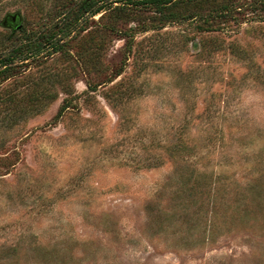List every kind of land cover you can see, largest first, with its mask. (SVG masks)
Segmentation results:
<instances>
[{"label": "rangeland", "instance_id": "1", "mask_svg": "<svg viewBox=\"0 0 264 264\" xmlns=\"http://www.w3.org/2000/svg\"><path fill=\"white\" fill-rule=\"evenodd\" d=\"M84 1L0 0V264H264V0Z\"/></svg>", "mask_w": 264, "mask_h": 264}, {"label": "trees", "instance_id": "2", "mask_svg": "<svg viewBox=\"0 0 264 264\" xmlns=\"http://www.w3.org/2000/svg\"><path fill=\"white\" fill-rule=\"evenodd\" d=\"M147 1H150L151 3H155V5L158 6V5H164V4H166L169 0H147ZM82 7L85 10L89 11V14H91V15L97 14V13H99L103 9V5H99L97 7H94L93 3L91 1H88V0H86V1L83 2ZM86 7H89V8L87 9ZM229 11L230 10H223L221 12V15L227 14ZM8 21H7V23H8ZM17 24H18V22H17ZM7 26H9V25H7ZM11 29L12 30H19L20 28H18V27H16V28L11 27ZM64 29H65V34H66L68 32L67 30L69 28H68V26H66ZM52 39L53 38H51L50 36H47V38L46 37H43L42 38V41H40L39 43H37L36 45H34L32 51H34V53L40 52L41 44L42 45L47 44V42L49 43V41H50V44L49 45H52V47H54V44L55 43H53ZM26 49L27 50L25 52L27 53V52H29L28 50H31L32 49V46H31V48H29V46H27ZM54 50L57 51V49H54ZM11 53L14 54V55L11 54V55H9V56H7L5 58H1L0 59V74L2 75L3 78L10 76L11 75V70L13 69V67H12L11 64L16 59V56H15L16 51H13ZM17 53H18V56L19 57L21 55H23L22 54V51H20V50H18ZM18 59H20V61H26L28 59V57L27 56H22V57H20Z\"/></svg>", "mask_w": 264, "mask_h": 264}, {"label": "water", "instance_id": "3", "mask_svg": "<svg viewBox=\"0 0 264 264\" xmlns=\"http://www.w3.org/2000/svg\"><path fill=\"white\" fill-rule=\"evenodd\" d=\"M10 20L11 22H15V20H17V22H19V14H9L5 17L4 21L2 22L3 26H7L8 23L7 21ZM19 28V26H17Z\"/></svg>", "mask_w": 264, "mask_h": 264}, {"label": "flooded vegetation", "instance_id": "4", "mask_svg": "<svg viewBox=\"0 0 264 264\" xmlns=\"http://www.w3.org/2000/svg\"><path fill=\"white\" fill-rule=\"evenodd\" d=\"M8 25H9V28H11V27L16 28V27L18 26V24H17V20H15V22H11V21L9 20V21H8Z\"/></svg>", "mask_w": 264, "mask_h": 264}]
</instances>
